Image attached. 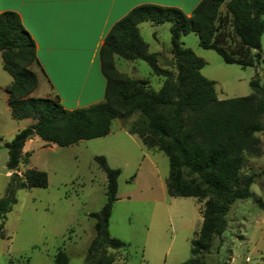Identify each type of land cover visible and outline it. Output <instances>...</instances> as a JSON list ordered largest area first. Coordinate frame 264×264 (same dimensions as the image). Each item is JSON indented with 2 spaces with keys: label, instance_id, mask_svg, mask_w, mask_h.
<instances>
[{
  "label": "trees",
  "instance_id": "obj_1",
  "mask_svg": "<svg viewBox=\"0 0 264 264\" xmlns=\"http://www.w3.org/2000/svg\"><path fill=\"white\" fill-rule=\"evenodd\" d=\"M224 4L232 34L240 51H231L217 38L216 20ZM168 23L172 69L158 64V54L148 49L141 37V22ZM264 31V0H201L187 16L176 7L140 4L110 28L99 49L100 70L105 78L103 100L86 107L65 109L57 97H32L38 77L36 46L16 12H0V56L3 69L11 76L6 86L7 105L13 119L33 122L19 129L3 143L10 171L4 195L0 197V238L4 237L6 213L17 202L19 189L46 187L47 174L28 167L15 172L19 163L28 162L22 150L34 137L45 145L65 147L81 140L105 136L113 119L136 118L125 126L142 144L160 150L168 159L166 192L171 197H193L203 201L201 225L191 240V257L181 264H202L201 256L211 247L213 236L222 234L230 206L250 196L254 176L241 174L245 156L260 155L257 132L264 133V85L258 72L249 81L252 92L246 96L218 99L215 82L204 77L205 61L183 45L182 35L194 33L198 45L214 50L225 63L254 66L261 58ZM143 60L151 72L162 78L157 91L148 79L130 78L116 70L113 57ZM94 160L106 176V202L94 220V236L84 264H111L114 253L127 244L108 231L112 206L117 200L118 168L108 166L104 156ZM54 264H70L63 249L53 256Z\"/></svg>",
  "mask_w": 264,
  "mask_h": 264
},
{
  "label": "rangeland",
  "instance_id": "obj_2",
  "mask_svg": "<svg viewBox=\"0 0 264 264\" xmlns=\"http://www.w3.org/2000/svg\"><path fill=\"white\" fill-rule=\"evenodd\" d=\"M158 24L168 26L166 22ZM216 26V36L226 48L240 51L224 4L219 8ZM164 28L157 32L158 42L149 28L142 33L151 50L162 47L158 64L172 69L165 50V44L169 49L170 33ZM181 41L205 61L201 74L215 82L218 99L249 95V81L257 72L264 85V31L261 58L254 66L225 63L214 50L200 47L194 33L182 35ZM114 65L128 76L148 79L154 91L162 84V78L154 75L143 60L115 56ZM10 82L0 56V197L11 173L6 168L3 143L28 124V119L11 117L5 92ZM135 118L136 114L127 120L115 118L107 136L65 147L47 146L37 137L25 143L22 156L28 153V162L22 160L15 172L21 174L28 167L42 170L47 174V185L17 190V202L3 223L0 264H54L53 256L59 249L65 251L70 264H84L94 236V220L89 213L98 212L106 202V176L94 160L99 155L105 157L108 166L120 170L108 231L127 247L108 250L115 256L111 264H181L191 257V240L201 225L203 201L167 194L166 155L146 148L139 137L120 128ZM255 136L263 152L264 133ZM240 173L254 176L251 194L230 206L226 228L213 236L209 251L201 256L202 264H264V156L246 154Z\"/></svg>",
  "mask_w": 264,
  "mask_h": 264
},
{
  "label": "crops",
  "instance_id": "obj_3",
  "mask_svg": "<svg viewBox=\"0 0 264 264\" xmlns=\"http://www.w3.org/2000/svg\"><path fill=\"white\" fill-rule=\"evenodd\" d=\"M200 1L0 0V12H16L23 27L35 42L38 65H34L32 69L37 74L38 86L31 96L57 97L65 109L73 110L103 100L105 78L100 70L99 49L113 24L140 4L176 7L189 16ZM161 27H166L164 30H167L169 24L165 26L148 21L138 24L139 33L147 43L148 49L158 54V63L162 47L151 50L142 30L148 29L152 38L158 42L157 32ZM165 50L169 58L168 65L172 67L170 44L169 49L165 44ZM26 119L27 126L33 122H30L29 118ZM120 128L126 132L122 125Z\"/></svg>",
  "mask_w": 264,
  "mask_h": 264
}]
</instances>
